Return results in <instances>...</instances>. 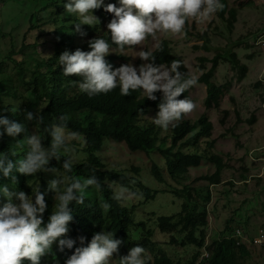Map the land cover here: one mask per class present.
<instances>
[{
    "label": "rangeland",
    "instance_id": "374dc122",
    "mask_svg": "<svg viewBox=\"0 0 264 264\" xmlns=\"http://www.w3.org/2000/svg\"><path fill=\"white\" fill-rule=\"evenodd\" d=\"M224 1L227 9H234L237 14L232 26L227 12L223 18L216 13L204 24L188 20L186 36L158 35L156 39L148 37L135 49L126 48L120 51L110 48L109 55L119 54L122 56L123 65L132 63L138 68L141 65L138 52L152 50L157 43L165 41L171 54L181 58L195 79L211 67V63L206 60L201 64L206 69L201 70L198 58L212 59L217 53H222L229 59V55L234 52L248 67L245 78L240 82L239 72L234 70L232 64L226 60L220 61L212 78L216 85L225 89L219 108H205V84L197 82L188 89V95L196 107L185 118L198 122L207 117L214 125L213 137L217 141L214 150L223 160L224 167L220 170L219 183L215 181L217 167L208 160L203 161L197 168H190L186 173L171 177L164 158L157 150L146 153L131 152L124 143L104 140L101 151L96 153L104 164L105 171H115L129 179L133 184L129 188L132 192L140 190L136 186L138 182L157 192L151 200H146L142 194L136 192V198L119 202L121 207L132 211L135 224L130 229V241L145 249L144 264H157L163 253L173 264H200L210 255L209 245L213 241L231 237L235 229L242 230L245 238L242 243L248 247L246 264H264V245H256L253 241L256 235L264 232V42L257 43L264 31V6L254 0ZM66 2L67 0H0V107L6 103L15 106V109L28 106L31 112L41 111L42 105L37 94L26 86L30 79L28 72L33 70L35 57L48 58L57 49L68 51L71 49L70 45L77 40L76 36L70 37L63 30L73 29L74 23L78 22L76 17L66 13ZM116 2L119 7V0ZM95 16L99 20L97 25L82 26L87 33L84 38L109 33L105 16ZM59 28L64 32H55ZM195 33H207L210 39L207 50L193 48L194 45H201V41L190 36ZM223 110H228L229 115L225 117ZM157 112L149 110L136 120V124L146 126L152 122ZM253 116L256 120L251 124L249 121ZM223 117L225 122L221 123ZM157 132L159 146L168 147L167 130L158 128ZM29 134L40 135L36 127L30 128ZM7 140L12 145L17 138L7 136ZM80 143L79 137L70 141L75 148L72 154L74 165L87 158L80 151ZM23 155L24 152H17L18 158ZM60 155L67 158L63 151ZM153 162L160 165L163 182L152 176ZM48 167L61 171L57 166ZM61 173L65 175L62 171ZM18 175L26 188L33 192L38 186L39 189L43 187L52 214L55 193L48 191V182L56 176L51 172H40L32 181H26L25 176ZM3 185H7L10 191H21L6 182ZM65 186L66 184L62 185L61 190ZM110 186L113 194L120 187L116 183ZM86 197L92 202H103L94 186L87 190ZM185 201L190 208L196 206L197 211L207 212L208 225L204 228L205 244L202 248L194 245H172L170 234L162 233L158 228L160 216L179 220ZM4 203L6 200L0 197V207ZM141 221L146 223L145 230L139 226ZM175 236L180 241L183 237L182 234ZM51 252L53 257L45 259L46 264H59L63 255L68 257L65 251L59 250L58 244L52 246ZM110 264H119L118 257L113 255Z\"/></svg>",
    "mask_w": 264,
    "mask_h": 264
},
{
    "label": "clouds",
    "instance_id": "9594fccd",
    "mask_svg": "<svg viewBox=\"0 0 264 264\" xmlns=\"http://www.w3.org/2000/svg\"><path fill=\"white\" fill-rule=\"evenodd\" d=\"M119 5H105L104 0H67L64 8L68 15L78 20L74 23L75 32L83 37L87 33L82 26L97 25L99 20L93 12L103 7L105 12L114 17L107 24L111 43L124 51L126 48H137L148 37L186 36L185 25L188 20L204 24L225 7L221 0H119ZM156 47L163 51L159 44ZM89 48L90 51L66 50L58 58L65 77L80 78L78 87L82 93L93 97L119 87L121 96L127 97L139 90L148 100L156 101L155 94L159 92L162 94L161 102L152 122L165 131L194 111L196 105L192 100L178 99L197 83L195 78L180 71V61L173 60L170 66L157 65L152 51L140 50L138 57L144 63L138 68L128 63L113 70V66L105 59L110 54L108 41L104 38L91 40ZM25 118L38 125L44 124V117L39 113L27 111ZM68 119L67 116H60L58 122L44 127L43 131L50 138L45 147L41 135L29 134L25 124L0 115V140L5 134L13 139L23 135L22 139H17L9 147V152L0 153V174L3 178L11 179L15 184L14 171L25 177H33L40 172H51L56 176L48 182V191L55 193V203L46 224L43 214L47 204L39 186L34 195L29 196L24 191H10L7 185H0V197L6 200L0 207V264H40L41 258L51 251L55 242L58 241L61 252L65 248L72 249L75 244L74 240L64 238L73 220L70 205L73 202L84 204L87 190L93 186L99 190L100 182L94 175L82 180L65 176L56 168L48 167L52 160H61L60 153L63 151L67 156L63 159V172H72L75 148L70 141L78 138L79 133L68 130ZM18 151L24 152L21 158H16ZM137 196L136 192L120 186L112 198L121 202ZM100 206L105 212L111 208L107 202H102ZM79 239L83 245L85 238ZM121 243V240L114 239L112 232L94 234L90 243L85 247H77L65 264H110ZM144 254L142 246L133 247L127 256L119 259V264H144Z\"/></svg>",
    "mask_w": 264,
    "mask_h": 264
},
{
    "label": "trees",
    "instance_id": "16d2710c",
    "mask_svg": "<svg viewBox=\"0 0 264 264\" xmlns=\"http://www.w3.org/2000/svg\"><path fill=\"white\" fill-rule=\"evenodd\" d=\"M225 5L223 11L217 12V16L223 18L227 12L230 26L236 20L237 14L234 9H227L226 2L221 0ZM105 5L112 3L117 6L116 0H104ZM118 7V6H117ZM103 14L109 23L114 17L101 9L93 12V15ZM49 22V21H48ZM53 22V21H52ZM88 28V27H87ZM70 37L76 36V41L70 45L69 52H74L77 49L82 51H90L89 41L104 38L109 42L110 48L119 50L118 47L111 43L110 33H104L90 38H84L75 32L73 29H63ZM62 28L55 29V32H64ZM187 25H185V32ZM194 36L201 41V45H194L195 49H208L210 43L207 33H195ZM159 44L163 51L156 46L150 50L155 56V63L157 65L164 64L170 66L173 60L181 62L180 71L186 75L193 77L181 58L171 54L170 47L167 42L160 41ZM25 47V46H24ZM65 50L57 49L48 58L35 57L33 70L29 71L30 79L26 83L34 93L42 105L41 111L37 112L44 117V124L38 125L35 121L26 120V112L31 111L28 106H23L15 109V106L3 103L0 107V115H5L9 120H14L25 124L28 132L30 128L36 127L38 133L44 138V146L47 147L50 138L43 131L44 127L58 122L60 116H67L69 119L66 121L69 131L79 133L81 143L80 151L87 155V158L77 165H73L71 173H64L62 169L63 159L57 162L55 159L50 162L48 166H57L66 176L79 177L81 179L96 176L100 182V189L98 190L103 202L111 205V208L105 212L101 208V204L90 201L85 197L84 204H76L73 202L70 207L72 208L73 220L68 225L69 232L66 239H72L75 244L72 249L65 248L64 251L68 255L62 256L59 264H65V261L75 252L77 247H85L90 243L94 234L101 232H112L114 239L122 241L118 253L114 256L121 257L127 256L130 249L136 247L130 241V229L135 224L132 211L128 208L121 207L119 202L114 200L111 184H118L130 188L133 184L129 179L121 173L115 171H105L104 164L101 162L96 153L101 151L104 140H110L116 143H124L127 149L131 152L144 151L150 152L152 150L159 151L160 155L164 158L167 170L171 177H176L179 174L186 173L190 168L199 167L203 161L208 160L215 164L217 167V175H215L216 183L220 182V170L223 169V160L215 152L217 141L213 137L214 125L211 119L205 117L198 122L191 121L182 117V119L167 129L168 134V147L162 148L159 146V136L156 126L150 122L146 126L136 124V120L149 110L158 111V105L161 102V93H156V101H151L142 94V91L131 92L129 96H121L120 89L117 87L107 94H99L89 97L86 93L79 90L78 82L79 77H65L62 73V68L59 64L58 58ZM144 51H149L144 49ZM124 58V57H123ZM226 59L222 53H217L212 59L198 58L201 62L199 68L205 70L206 66L201 65L207 60L211 63V67L199 76L196 81L203 83L207 86V95L205 98V108L210 110L219 108L222 99L225 96V89L223 86L216 85L212 78L215 71L219 67L222 60L230 62L238 73V81H242L247 72L248 67L242 63L237 54L232 52ZM105 59L113 66V70L123 65L121 55H108ZM140 64L144 63L140 59ZM194 78V77H193ZM191 88V87H190ZM181 99H190L188 90L181 96ZM36 113V112H35ZM226 117L229 115L228 110L222 111ZM256 117L250 119L253 124ZM225 118H222V122ZM23 135L17 137L22 139ZM10 143L7 140V135L0 140V153L9 152ZM176 149V151H175ZM18 158V157H16ZM151 174L159 182L164 181V176L161 167L157 162L151 165ZM16 177V183L13 184L11 179L3 178L0 174V185L5 182L18 187L29 196L34 195L31 189H27L24 182H21L17 172H13ZM33 177H25L26 181H32ZM115 182V183H112ZM140 188L138 192L142 194L146 200L154 199L157 192L152 191L142 183L136 184ZM43 193V187L40 188ZM44 194V193H43ZM45 195V194H44ZM34 200V196H33ZM47 209L43 214V220L46 224L50 217L51 205L45 195ZM208 225L207 212L197 211V207L190 208L189 204L185 201L182 204V215L179 220L173 217L160 216L158 218V228L162 233L170 234V244H180L182 246L194 245L202 248L205 244V236L203 234L204 228ZM139 226L145 230L146 223L141 221ZM236 230V229H235ZM175 234H182L181 241ZM80 237L85 238L83 245L80 243ZM147 241L149 239L147 238ZM239 239L235 236L225 237L217 241H213L210 248L209 257L200 264H246V259L249 255L248 247L245 243H238ZM58 241L53 245H57ZM53 257L50 251L45 257L41 258L40 264H46L45 259ZM30 264V262H25ZM157 264H173L172 260L167 257L165 253L162 254Z\"/></svg>",
    "mask_w": 264,
    "mask_h": 264
},
{
    "label": "built area",
    "instance_id": "2783aa9c",
    "mask_svg": "<svg viewBox=\"0 0 264 264\" xmlns=\"http://www.w3.org/2000/svg\"><path fill=\"white\" fill-rule=\"evenodd\" d=\"M254 1H256L258 4L264 6V0H254ZM263 42H264V31H263V34L261 35V37L258 38L257 43L260 44ZM232 236H235L239 239L238 243H242V240L245 239L241 229H236ZM253 241L256 245H259V246L264 245V232H261L260 234L256 235V237L253 239Z\"/></svg>",
    "mask_w": 264,
    "mask_h": 264
}]
</instances>
